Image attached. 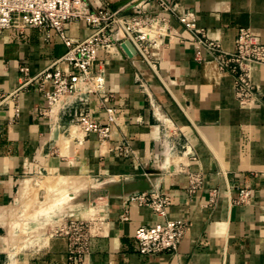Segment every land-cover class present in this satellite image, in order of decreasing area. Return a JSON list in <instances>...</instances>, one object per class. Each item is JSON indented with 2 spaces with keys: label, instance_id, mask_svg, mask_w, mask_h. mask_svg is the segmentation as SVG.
<instances>
[{
  "label": "crops",
  "instance_id": "crops-1",
  "mask_svg": "<svg viewBox=\"0 0 264 264\" xmlns=\"http://www.w3.org/2000/svg\"><path fill=\"white\" fill-rule=\"evenodd\" d=\"M84 1L92 9H126L131 0ZM168 2L172 12L161 11L157 1L143 6L167 18V35L151 47L152 65L120 49L117 34L98 53L95 70L104 74L112 96L104 107L91 99L89 108L101 124L108 122L106 107L115 109L106 140L81 132L76 109L49 112L40 80L20 89L27 78L20 68L38 75L66 52L64 43L54 35L47 41L38 28L0 31V264H68L65 240L27 250L12 226L23 222L18 211L37 204L44 191L51 192L55 207L23 219L50 226L58 216H74L77 187L86 196L95 189L101 198L99 233L84 264H264V64L253 65L259 90L243 106L234 75L205 52L197 61L193 34L179 21L182 14L194 16L208 37L232 52L240 27L264 44V0ZM67 33L84 39L92 29L76 22ZM43 86L51 88L49 82ZM191 173L203 175L202 188L193 194ZM43 178L55 182L44 189L37 183ZM58 178L68 180L62 210ZM243 187L252 197L237 204L231 196ZM143 189L170 198L166 218L190 222L175 253L138 252L136 230L162 219L149 206L128 203L129 195Z\"/></svg>",
  "mask_w": 264,
  "mask_h": 264
},
{
  "label": "built area",
  "instance_id": "built-area-1",
  "mask_svg": "<svg viewBox=\"0 0 264 264\" xmlns=\"http://www.w3.org/2000/svg\"><path fill=\"white\" fill-rule=\"evenodd\" d=\"M148 1H157L163 12H172L168 0H131L126 9L101 7L90 8L84 0H0V31L38 28L49 41L57 36L66 46V52L54 59L43 71L29 77V68H20L27 77L20 89L40 80L48 111H69L76 109L75 123L84 134L97 133L102 140L111 136V126L115 122V109L106 107L108 122L101 124L91 116V99L104 107L112 95L107 94L106 79L100 70H95L98 53L110 47L114 34L118 35V46L129 41L135 55L152 65L151 47L167 35V18L162 13H146L143 6ZM179 21L194 37L195 59L204 60L207 53L218 68L235 77L236 96L243 106H250L259 88L252 80L254 64H264V44L258 41L250 28L240 27L235 40V49L225 51L217 40L207 36L198 27L194 16L187 13L179 16ZM84 23L92 33L84 39H75L67 33L70 23ZM123 50V49H122ZM49 82L50 89L43 84ZM73 135V132H72ZM74 136V135H73ZM203 186V175H189V193L193 194ZM217 191L211 192V202ZM252 190L243 187L231 196L233 202L247 203ZM128 203L149 206L162 219L152 227H140L134 234L137 250L141 255L175 253L179 243L190 229V222L182 219L166 218L171 204L169 197L161 192L139 191L128 196ZM77 218L62 216L54 218L46 232L49 239H63L66 242L68 264H84L91 252L92 239L99 233L96 216Z\"/></svg>",
  "mask_w": 264,
  "mask_h": 264
},
{
  "label": "rangeland",
  "instance_id": "rangeland-1",
  "mask_svg": "<svg viewBox=\"0 0 264 264\" xmlns=\"http://www.w3.org/2000/svg\"><path fill=\"white\" fill-rule=\"evenodd\" d=\"M77 130L78 128H75L73 130V135L77 134ZM45 178L41 179L42 181L39 182L37 181V183L41 186V188L43 187L45 189L46 185L51 186V184H53V182H55V180L53 179H46ZM56 181L59 182V186H56L54 189L56 190L57 197L60 199L61 204L58 205L59 209H63L64 207L67 206V202L69 200V195L67 192V182L68 180H64V179H56ZM77 186H80L79 183H76ZM76 207H75V211H74V217L77 218H91L94 217V214L97 212L96 210H92L93 207H98V209H100V205H97V203L99 202V200L101 199L99 195H95L97 191H95V189H93V192L91 193L90 196H86L85 194H83L82 192H80L79 188H76ZM52 190V189H51ZM53 191V190H52ZM46 194H50V195H46ZM51 192L45 193L42 195L41 194H37V204H33V207L28 206L27 208H25V210L23 212H19V215L21 216V220H23L22 223H20V221H17L12 227L13 230L15 229L17 232V237L19 239L22 240V245L25 246V248L27 250H31V249H35L37 247H41L43 245H45L49 238L46 234V232L49 230L48 228L50 227L48 225V222L46 220H28L26 221L25 219H23L24 217L26 218H30V217H37L36 215H38V213H36L37 211L39 213L42 212H46L48 210L49 207L52 208V206L55 207V200L54 203L52 205V203H50L51 201ZM88 197V199H87ZM86 199V200H85ZM43 202V205H41V202ZM53 202V201H52ZM61 209V210H62ZM56 212V210H55ZM61 212V211H60ZM79 212V213H78ZM99 212V211H98ZM97 212V213H98ZM77 213V214H76ZM57 214L60 215V213ZM59 217V216H58ZM45 243V244H44Z\"/></svg>",
  "mask_w": 264,
  "mask_h": 264
},
{
  "label": "water",
  "instance_id": "water-1",
  "mask_svg": "<svg viewBox=\"0 0 264 264\" xmlns=\"http://www.w3.org/2000/svg\"><path fill=\"white\" fill-rule=\"evenodd\" d=\"M122 49L125 51V53L128 56H132L135 54V49L133 48V46L131 45V43L129 41H126L125 43H123L121 45ZM140 191H147L146 189L140 190ZM98 193H96L95 195H97ZM100 196V195H99ZM88 199V198H87ZM86 200V199H85Z\"/></svg>",
  "mask_w": 264,
  "mask_h": 264
},
{
  "label": "bare ground",
  "instance_id": "bare-ground-1",
  "mask_svg": "<svg viewBox=\"0 0 264 264\" xmlns=\"http://www.w3.org/2000/svg\"><path fill=\"white\" fill-rule=\"evenodd\" d=\"M99 194H100V193H98L97 195H99ZM93 209L96 210L97 212L99 211L98 207H93L92 210H93ZM97 212H96L95 214H97ZM95 214H94V215H95Z\"/></svg>",
  "mask_w": 264,
  "mask_h": 264
}]
</instances>
